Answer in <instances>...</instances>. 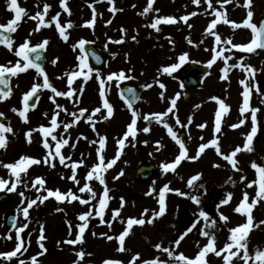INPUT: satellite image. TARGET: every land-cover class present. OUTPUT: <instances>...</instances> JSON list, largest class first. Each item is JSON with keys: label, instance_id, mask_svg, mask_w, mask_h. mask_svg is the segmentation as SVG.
<instances>
[{"label": "rangeland", "instance_id": "rangeland-1", "mask_svg": "<svg viewBox=\"0 0 264 264\" xmlns=\"http://www.w3.org/2000/svg\"><path fill=\"white\" fill-rule=\"evenodd\" d=\"M17 2L18 6L26 12L22 14L21 20L17 23L16 31L9 33L13 42L12 50L9 51L8 47L0 50L4 58H10L7 65L15 66L18 60L21 66L23 65L25 61L17 57L15 52L26 40L29 41L30 47L47 40L45 57L50 77L54 81L53 87L57 91H69L66 73L77 71L82 74L73 78L71 99L65 96L55 97L51 89L39 88L40 97L37 105L26 113L27 122L18 115V112L24 108L23 96L31 90L34 84H43L42 77L34 68L11 76L10 94L6 99L0 100V113H3L4 117L3 125L13 130L11 133H3L6 146L0 148V164L16 163L23 156L41 160V163L30 165L20 173L19 183L14 191H8V188L11 187L16 177L10 175L9 169L0 166V178L9 181L0 192L4 191L10 197L9 203L0 207V253L15 250L19 242L16 239L17 228L27 224L25 229L29 234L26 251L10 259L0 257V264H20L21 260L24 264H32V257H36V264H104L106 260L118 261L119 264H130L134 256H138V259L133 264H144V261L153 260H158L160 264H177L166 252L158 250L155 246L159 244L161 249L168 248L174 256L184 254L185 257L194 259L208 241V237L201 236V229L215 237L214 246L217 250L229 243L227 223H218L211 214V210L208 211L206 208L209 205L208 202H211L214 205L211 208L217 213H222L226 204L218 203L217 198L223 197L224 200L229 193L231 197H234L235 208L240 204L245 192L248 193L249 198H255L259 189L260 175L251 165L255 161L254 156H257L264 147V133L261 130L257 132L255 148L253 144L250 145L252 151L242 150L235 157L247 161L245 163L246 161L241 160V164H237L239 171L234 170L222 156L213 155L211 150L207 149L196 159H184L174 171L163 172L161 165L175 160L179 155V146L168 135L162 123H157L154 119L146 121L143 116L165 112L170 107V100L178 97L173 113H169L163 119L177 133L178 138H180V133H184L188 157H195L199 145L207 143L206 140H211L209 132L210 128H213L210 127L211 117L212 115L216 117L215 112L220 107L217 100L232 108L231 111L234 114L232 119L235 122L243 106L241 96L244 86L240 84V81L244 80L243 72L245 71L241 68L240 70L231 68L227 72V78L222 80L220 78L221 69L225 67V64L223 59L218 58L210 68L208 67L204 80L191 87L183 85L179 72L189 62L207 65L213 55L212 48L215 46L217 51L221 47L225 49L223 56H231L228 60L229 65L238 62L244 66L249 64L255 69L254 76L260 73L264 77L260 56L254 54L253 51L249 56L243 57L244 54L241 55L240 50L232 48L234 44L251 43L253 35L246 33L249 31L246 27L234 28L231 23H223V18H226L235 24L242 25L249 10L253 16H262L264 0H252L248 8L244 7V0H231L230 3L224 4L223 8L216 3V0H212L213 7L224 14L213 30L221 37V44H216L215 37L205 31L211 20L216 17L203 0L199 5L193 4L192 0H154L153 10L147 15L140 13L147 6L148 0H132L127 8H120L114 0L111 5L108 0H67L71 15L60 7V0H17ZM44 4L51 6L45 15V21H51V18L59 13L58 20L61 26L71 23L72 27L66 28L67 41L60 37L55 23L35 31L37 21L30 17L38 11L43 13ZM110 7H114L115 11H110ZM93 10L95 11L93 26L87 27L86 22L93 21ZM193 12L197 15L191 16ZM185 15L189 16L187 23L180 20V17ZM167 16L174 17L177 22L161 24L158 26L159 31L149 27L154 18ZM14 17L15 14L11 12V19ZM7 23L8 21H5L3 25ZM189 24L191 27L188 26ZM176 38L179 40H175ZM81 39L105 54L106 62L102 69L91 68L92 72L89 73L87 68L79 67L81 61L89 66L84 52L78 47ZM224 40H231V44H224ZM74 45H77L75 49ZM240 52L243 53V51ZM185 53L187 59L180 63L178 58ZM53 60L56 63H53ZM178 63L180 66L171 74L162 71L164 67ZM120 72L128 78L120 81L115 79L107 81L108 75ZM97 74L101 80L105 81V99L113 109L108 119H104L107 110L103 108V101L100 97V80L97 79ZM85 75H88L87 80L84 78ZM126 83L142 85L137 103L132 104V110L137 113L135 126L137 134L135 140L132 137L126 140L113 167L103 173L111 199L103 214L105 223H101V218L95 216L93 206H98L104 185L95 179L86 181L85 176L94 164L99 163L97 149L101 136L106 138L105 147L101 151L104 162L107 163L116 157L119 148L117 140L123 137L132 119L131 111L120 95V87ZM161 84L164 85L163 88L160 87ZM146 85H151V87H145ZM185 92L190 93L187 101L182 98ZM161 93H163V98ZM50 96L54 97L56 104L66 109L57 117L60 127L53 132V135L59 139L63 134L64 138L69 140V145H75V147L66 145L61 149L65 157H71V161H66V163L84 161L83 165L76 170V179L80 181L79 184L68 179L72 176V170L70 167L61 165L59 158L51 161L54 167L43 163L49 149L43 147L44 137L38 131L32 133L30 143L25 135L29 130L38 129L40 126L50 127L52 115L55 111H59L49 99ZM213 97L217 100L212 99ZM256 104L258 111L264 108V105ZM97 107L101 109V112L96 113L91 122H86L87 116L92 114ZM249 107L253 108L250 103ZM13 108L17 109V112H13ZM80 109L87 110L85 117L81 118L67 133H64L63 124L70 123L73 119L69 113H79ZM247 112L249 111L245 113ZM177 118L181 124L187 126L177 125ZM189 118H191V123H189ZM201 124H204L205 128L198 127ZM145 127L149 128V132L143 131ZM240 129L246 130L243 126ZM223 132L226 141H234V135V139L239 141L236 144L240 145L242 141L241 146L244 145L246 136L244 138L243 134H241L242 140L239 132H229L226 129ZM47 139L50 150L54 153L56 142L51 140V136ZM92 141L96 143H91ZM220 143L219 147L223 154H229L235 149L232 147L233 150L228 153L226 142L221 141ZM207 157L218 160L217 164L213 163L209 166L202 164V161L208 159ZM146 164L154 167L155 175L142 182L136 178L135 172L139 166ZM195 175H199L200 178L194 181L192 187H189L188 180ZM37 177L45 181L44 189L59 190L62 194L71 190L85 200L89 199V193H80L79 188L87 182L97 196L91 200L90 204H81L78 200L69 203L67 198L64 201H57L55 197H49L41 203L37 198L46 196L47 192L40 189L39 185L32 187V182ZM250 183L252 186L248 187ZM165 185L170 189L165 193V213L155 218L152 223L134 225L129 235L125 237L123 244L125 250L118 251L120 244L116 237L124 231L127 219H139L147 209L148 212L143 217L147 221L154 211L158 212L159 192ZM37 189L40 190L37 191ZM177 190L184 195L178 194ZM20 193H23V197ZM191 196L198 197L199 204L194 203L190 199ZM121 198L124 201L122 208ZM29 200H37V203L28 210L29 215L25 219L22 209L27 207ZM253 208L254 212L264 213V200H260ZM90 209H93V215L89 217L82 242L65 243L67 240H75L78 232L77 225L82 223L78 216ZM115 209H119L120 214L113 220L112 213ZM201 210L208 214V221L199 217ZM8 212L16 216L15 227L11 230L3 227V216ZM234 213L238 217H236V222L246 223L247 215L235 211ZM263 218H259V221L255 220L251 228L257 226L263 230L264 234V223H261ZM183 219L185 223L182 224ZM213 220L215 225L209 227L208 225ZM193 223L196 227L184 236L179 245H176L175 241L186 231L181 233V229L185 225L188 229ZM41 227L44 239L38 243ZM9 236L11 239L8 238ZM108 236H112L113 239H107ZM247 236H250L247 241L250 254L254 255L255 251L260 250L262 246L264 249V235L258 240H255L257 235L254 237L248 233ZM81 251L85 255L78 260L76 254ZM224 254L218 257L214 253H208L205 257L206 264H224ZM231 264H243V261L233 258ZM249 264H253V261L250 260Z\"/></svg>", "mask_w": 264, "mask_h": 264}, {"label": "snow or ice", "instance_id": "snow-or-ice-1", "mask_svg": "<svg viewBox=\"0 0 264 264\" xmlns=\"http://www.w3.org/2000/svg\"><path fill=\"white\" fill-rule=\"evenodd\" d=\"M192 2H193V4L199 5L201 3V0H192ZM203 2L207 4L208 9H212V14L216 17L215 19L211 20V22L208 24L205 31H206V33L213 35L215 37L216 44H221L222 43L221 37L216 32H214L213 30L216 28V25L218 24V22L221 21L224 14L221 11H218L213 7L212 0H203ZM230 2H231V0H216V3L220 4L221 8H223L224 4H227ZM6 3H7V9L10 12H13L15 14V17L13 19H10L8 21L7 25H0V29H2V31H0V44H4L6 47H8L9 51H11L13 42L10 39V37H6L4 35V32L5 31L8 33L15 32L16 31V25L21 20L22 14H24L26 12V10L18 6L17 0H6ZM108 3L111 5L113 3V0H108ZM153 3H154V0H148L147 6L144 8L143 12H141L140 14L141 15H147L150 11H152L153 10ZM250 4H251V0H244V7L248 8V7H250ZM50 7H51L50 5L44 4L43 13L38 11L34 16L30 17V19L37 21V26H36L35 31H39L41 27H48V26H50L51 23H55V26L59 32L60 37L63 40L67 41L68 36L66 35V28H70V27H72V25H71V23H68L65 26H61V24L59 23V20H58L59 13H57L55 16H53L51 18V21H45V15H47ZM60 7L63 9L64 12H67L69 15H71L70 10L67 7V0H60ZM109 10L114 12L115 8L110 7ZM155 11L158 12L159 10H155ZM206 11H207V9H206ZM190 15L195 16V15H197V13L193 12ZM252 16H253V13L249 10L247 12V17L242 22V25L235 24L234 22H231V21L227 20L226 18H223V23H225V24L231 23L234 28L243 26V27H246L248 29H251V31L253 32V39H252L251 43H249L247 45L234 44V45H232V48L238 49L240 51H247V52H253V51H255L256 48L264 49V42H261L259 40L260 33H264V20L261 21L259 28H257V25L251 22ZM94 19H95V11L93 10V21L86 22V26L92 27ZM180 20L187 23V21L189 20V16L188 15L182 16V17H180ZM176 22H177L176 19L174 17H171V16L158 17V18H154L153 22L149 25V27H151L154 30L159 31V27H158L159 25H161V24H173ZM188 26L191 27L190 24ZM47 43H48L47 40H45V41L41 42L40 44L36 45L35 47H30L29 41L26 40L24 43H22L19 46V50H17L15 52V55L17 57H21L23 59V61H25L22 66H21V63L19 60L17 61L15 66L0 65V85H4L5 87L8 86V80H6L4 78L6 73L11 74V76H16L18 73L25 72L29 68H35L37 73L44 77V82L42 85L34 84L31 88V90L29 92H27L26 94H24V96H23L24 108H23V110H20L18 112V115L25 122H27L26 112L29 110V100L38 92L39 88L43 87L46 89H51V91H52V93H54L55 97L65 96V97H68L69 99H71L73 96V90L71 88V85L73 83V78L82 74L81 72H77V71H73L71 73H66V75L68 77L69 91L68 92L57 91L49 83L48 78L44 74L40 65L33 63V61L30 60L28 57L29 52H36L37 49H43V48H45ZM85 43H86V41L83 39H81L78 42V47L81 49V51H83ZM189 43H191V41H189ZM223 43L224 44H231V40H224ZM73 47L75 49V47H77V45H74ZM228 50L230 51V49H228ZM224 51H225V49L223 47H221L220 50L217 51L216 47L214 46L212 48L213 55H212L211 59L207 62V66L210 68L216 62V60L218 58H221L224 60L225 67L221 69L222 75L220 77L222 80L227 78V72L231 68H241V70L245 71L246 73H251L253 75V78H254L255 69H253L250 65L244 66V65H242L241 62H238L237 64L229 65L228 60L231 59V56H227V57L223 56ZM35 59L39 60L40 56L37 55L35 57ZM96 59L98 60L99 58L96 57ZM178 59H179L180 63L185 62V60L187 59V54L186 53L182 54ZM52 62L56 63L55 60H53ZM179 66H180L179 63L173 64L170 67H164L162 69V71L164 73L171 74V72L174 71ZM79 67L81 69L87 68L89 73L92 72V69L84 61H81V64L79 65ZM84 78H85V80H87L88 75H85ZM126 78H128V77H125V74L123 72H120L118 74L112 73V74L108 75L107 81H112L113 79L120 81V80H123ZM97 79L100 80V86H101L100 97H101V100L103 101V108L107 110V115L104 116V119H108L112 115L113 109H112V106L107 101V99H105V92H104L105 81L100 79L99 74H97ZM246 80H247V76H246L245 80L240 81V84L242 86H244L243 93H242L243 106L240 108V112H241L242 116L246 111L251 112L252 128H251V132L249 134H247V136H246V141L243 145V148L238 146L230 154H223L221 152L220 147H219V143H218V139L215 138V136H214V138L212 140H210L208 143H202L199 145V148L197 150L195 157H188L185 144L182 142V140L180 138H178L177 133L173 130V128L170 127L167 124V122L164 121V119H163L164 117H167L169 115V113H173V110L176 106V100L178 97L170 100V107H168V109L165 112L143 116V119L146 121H150V120L154 119L157 123H162L164 128L167 129L168 135L179 146V149H180L179 155L176 156L175 160L173 162L163 163L161 165L163 172H168L170 170L174 171L176 169V167L181 163V161H183L186 158L187 159L198 158L201 155V153H203L205 151V149H207L209 147L214 148L216 153L218 155L222 156V158L224 160H226L228 162V164L231 165L234 170H236V171L240 170L237 167L238 161L235 159V157L242 150L252 151V148L250 147V145H251V142L253 140V137L255 136V134L257 132L256 113L258 112V109L249 107L251 88L246 83ZM145 87H151V85H146ZM160 87L163 88L164 85L161 84ZM10 91H11L10 89H9V91H6V92L0 91V100L6 99L9 96ZM127 91L129 93H131L133 90L131 88H129V89H127ZM257 91H259L258 88H257ZM161 97L163 98V93H161ZM36 99L38 100L39 97L37 96ZM49 99L52 101L53 104L56 105V109L59 110V111H55L54 114L52 115L51 120H50V127L40 126L38 129H31L25 134L26 138H28V141L30 143L32 133L38 131L42 135V137H44L43 147L45 149H49L46 157L43 160V163L49 164L50 166L54 167L55 165L52 164L51 161L55 158H59V163L61 165H63L64 167H70L72 170V176L68 177V179L72 180L76 184H79L80 181L78 179H76V170L79 166L83 165L84 161L80 160L79 162L66 163V161H71V157H65L61 153V149L66 145L71 146V147H75V145L74 144L69 145V140L64 138L63 134H61L59 139H57L56 135H53V132L58 127H60V124H58V122H57V117L59 116L60 112L66 111V109H64L61 105L56 104V101H55L53 96H50ZM212 99L217 100V98H215V97H213ZM125 103L128 105V108L131 111L132 119H131V122L127 125V130L124 132L123 137H121L120 139L117 140V144H118L119 148L117 150L116 157L113 158L112 160L108 161L107 163L104 162V157L101 155V151L105 147L106 138L101 136L99 138V148L97 149V156H98L99 163L94 164L85 176L86 181H91V180L95 179L101 185H104V191L102 194H100L98 206H93V208L95 209V216L101 218V223H105V221L103 220V214H104L105 208L107 207L109 199H111V197H109V195H108V189H107V186L105 184L103 173L106 172L108 169L113 167V165L116 162V159H118L120 154H121L120 149H122L125 146L126 140L129 137H132V139L135 140L136 134H137L136 127H135L137 124V113L134 110H132L131 103H129L127 100H125ZM217 103H219L220 109L215 114L216 119H215L214 132H220L221 131V113L222 112L226 113L228 111V107L222 101L217 100ZM35 106H36L35 104L31 105V107H33V108ZM12 111L17 112V109L13 108ZM86 111H87L86 109H80L79 113H76V112L69 113V115L72 116L73 119L70 123H64L63 124L64 133H67L68 130L71 127H73L78 121H80L81 118L85 117ZM98 112H101V109L99 107L94 109L92 114L87 116L86 122H91L93 120V117L95 116V114ZM45 115H47V114H45ZM0 116H3V113H0ZM176 123H177V125H180L181 127L187 126V125L181 124V121L178 118L176 119ZM189 123H191V118H189ZM244 123H245V120L241 119L239 121V124L232 125L231 127L237 128L240 125H243ZM198 127L204 128L205 125L201 124ZM93 130H95V129H93ZM12 131L13 130L11 127H5L3 124H0V148H4L6 146V140H5V136L3 135V133H11ZM143 131L145 133H147V132H149V128L145 127L143 129ZM49 136H51L52 141L56 142L54 153H53V151L50 150V144H49V141L47 139ZM91 143H96V141H92ZM39 163H41V160H39V159L29 158V157L23 156L16 163L0 164V166L5 167V168L10 170L11 176L16 177V180L11 183V187L8 188V191H14L16 189L17 183H19V176H20L21 172H24L28 166L39 164ZM214 166L218 167L219 165H214ZM251 166L254 169H256L258 174L260 175L259 189L256 192L255 198L252 199L250 204L247 203L249 197H248V193L245 192L243 194V199L241 200L240 204L234 209V211L236 213H239L242 215H247V221H246V223H244L242 225H238L237 227L229 229V232H230V236L228 237V239L230 241L229 243H226L223 248L217 250L214 246L215 245V237L210 235V233L205 231L204 229H201L200 230L201 236L208 237V241H207V244L199 251V253L196 255V257L194 259H189V258L185 257L184 254H179V255L174 256L172 251H170L168 248L161 249V246L159 244H157L155 247L158 250H162V251L166 252L169 255V257H172L173 260L177 262V264H206L205 257L208 253H214L218 257H220L224 253H227V254L223 255L224 264H231L233 258L242 260L243 264H249L250 260L253 261V264H257V262H258V264H264V250L257 249L255 251L254 255L250 254L248 251L247 239H246L249 231L251 230V225H252L251 209L260 200H264V167L258 166L255 162H253ZM199 178H200L199 175H195V176L190 177L188 180V186L192 187L194 181H197ZM241 180L242 181L244 180L243 176L241 177ZM8 183H9V181L0 178V190L4 189ZM44 184H45V181L42 178L37 177L32 182V187L35 188L36 185H39L40 189H44ZM251 186H252V184L250 183L248 185V187H251ZM40 189H37V191H39ZM44 190L47 192V195L37 198L40 200L41 203H43V201L47 200L49 197H55V199L57 201H64L67 198L69 203H71L72 201L78 200L81 204H90L91 200L95 199L97 196V193L93 191V189L90 187L89 183H87V182L84 183V185L79 188L80 193H84V192L89 193V199H87V200L82 199L80 196L74 194L71 190H69L65 194H62L59 190H55V191L48 190V189H44ZM167 191H170V189L168 188L167 185H165L163 188L160 189L159 200H158L159 211L158 212L154 211L152 213V217L150 219H148L146 221L143 218L144 216H146V214L148 212L147 209H145L144 212L141 214V218H139V219L128 218L127 219L126 227H125L124 231L118 237H116V239L118 240V242L120 244V247L117 249L118 251H124L125 250L123 247L125 237H127L129 235V231L134 225H143L146 222L152 223L155 218L162 216L165 213V211H166L165 193ZM177 192H178V190H177ZM148 194H151V193H148ZM178 194L184 195L183 193H179V192H178ZM20 195L23 197V193H20ZM190 199L194 203L199 204V198L198 197L191 196ZM230 200H231V194L229 193L227 195V198L222 200L221 203L222 204H228L230 202ZM22 203H23V200H22ZM36 203H37V200H29L27 203V207H24L22 209V212H23L25 219L28 218V215H29L28 210L33 205H35ZM123 206H124V201L121 198V208ZM57 210L59 211L60 209H57ZM119 214H120L119 209L113 210V213H112L113 220L118 218ZM92 215H93V209H90L88 212L80 214L78 216V219L82 223L77 225L78 232H77L76 238H75V240H67V241H65V243L75 244L77 242H82L83 233L85 232L86 228L88 227V220H89V217H91ZM199 217L204 219L205 221L209 220L208 214L203 210H201L199 212ZM227 219L228 218L225 217L223 214H220V220L221 221H226ZM261 223H264V221H262ZM214 225H215V221L213 220L211 222V224L208 226L211 227ZM109 227H111V223H109ZM195 227H196V224L193 223L192 226L189 227L179 237V239H177L175 241V244L179 245L181 240H183L184 236H186L189 232H191L193 230V228H195ZM25 228H27V224L16 229L17 241L21 240V232H23ZM8 238L11 239L10 236ZM43 239H44L43 228L41 227V236L38 239V243ZM107 239L112 240L113 237L108 236ZM21 248H22V243H17L14 251H10L7 253H0V257H4L5 259H10V258L16 256L17 253L21 251ZM233 249H235V251H233ZM76 255H77L78 260H79V259L83 258L85 253L83 251H81V252L77 253ZM137 259H138V256H134L132 258V262H130V264H133V262L136 261ZM20 264H24V261L21 260ZM32 264H36V257H32ZM104 264H119V262L106 260V261H104ZM144 264H160V262L158 260L144 261Z\"/></svg>", "mask_w": 264, "mask_h": 264}, {"label": "flooded vegetation", "instance_id": "flooded-vegetation-1", "mask_svg": "<svg viewBox=\"0 0 264 264\" xmlns=\"http://www.w3.org/2000/svg\"><path fill=\"white\" fill-rule=\"evenodd\" d=\"M114 1H116L117 3H118V0H114ZM251 4H252V0H251ZM250 4V5H251ZM119 6V5H118ZM120 7V6H119ZM121 8V7H120ZM264 13V12H263ZM263 17V15L262 16H260V17H258V16H253V20H252V23H254V24H256L257 25V28H258V25H259V21L261 20V18ZM11 19V12L7 9V3H6V0H0V25H3V22H5V21H9ZM248 29V28H247ZM2 30V29H1ZM0 30V31H1ZM249 31L248 32H246V33H249L251 36L253 35V32L251 31V29H248ZM5 48H7L5 45H3V44H0V50H2V49H5ZM239 53L242 55V54H244L243 55V57H247V56H249L252 52H247V51H243V53L242 52H240L239 51ZM254 54H257L258 56H260L261 57V60H262V68H263V70H264V54L258 49V48H256L255 49V51L253 52ZM105 55V54H104ZM4 55H2L1 53H0V65H3V66H9V64L7 65V63H9V61H10V58H4L3 57ZM249 64H246L245 66H248ZM238 70H240L239 68H237ZM243 76H244V80L246 79V76H247V80H246V83L249 85V87L251 88V91H250V100H249V103L251 104V106L253 107V108H257L256 107V103H258V104H262V105H264V77H263V75L262 74H255V76H254V78H253V75L251 74V73H244L243 72ZM259 83V85H258V83ZM262 83V84H261ZM257 88L259 89V91H257ZM241 97H243V96H241ZM224 103V102H223ZM238 103H240L241 104V102H238ZM225 104V103H224ZM226 106H228V111L226 112V113H224V112H222L221 113V131L220 132H214V129H215V119H216V117H214L213 115H212V117H211V120H212V123H211V125H210V127H213V128H210V135H211V140L214 138V136H215V138H217L218 139V143H219V145L221 144L220 142L221 141H223V143L224 142H226V147H227V152L229 153V151H231V150H233V148L232 147H241V148H243V146H241L242 145V141H241V144L240 145H238V144H236V143H238L239 141H236L235 139H234V135H233V140L234 141H226L225 139H224V136H225V133L223 132L225 129H226V131H229V132H236V133H240V138L242 139V137H241V134H243V136H244V138H245V136H247V134H249L250 132H251V128H252V119H251V112L249 111V112H247V113H244L243 114V116L241 115V113H240V116L236 119V121L235 122H233V117H234V114H233V112L231 111L232 110V108H230V106L229 105H226ZM239 106V105H238ZM218 109H220V107L218 108ZM217 112V111H216ZM215 112V113H216ZM27 113V112H26ZM214 113V114H215ZM236 114V113H235ZM241 119H244L245 120V123L243 124V125H240L239 127H237V128H232L231 126L232 125H235V124H239V121L241 120ZM232 120V121H231ZM256 120H257V132L258 131H262L263 133H264V108L261 110V111H258L257 113H256ZM243 126V128L244 129H246V130H241L240 129V127H242ZM205 128V127H204ZM257 132H256V134H255V136L253 137V140H252V143L251 144H253V146H254V148H255V140H256V136H257ZM182 134V138L184 139V144H185V146H186V139H185V135H184V133L182 132L181 133ZM259 134V133H258ZM240 138L238 139V140H240ZM259 139V138H258ZM243 140V139H242ZM210 140H206V142L208 143ZM207 149H209V150H211V152L213 153V155H215L216 154V156L218 155L217 153H216V151H215V149L214 148H212V147H209V148H207ZM207 149H205V150H207ZM231 153V152H230ZM229 153V154H230ZM247 153H249V152H247ZM263 154H264V147L259 151V153H258V155L257 156H254V162L255 163H257V165L258 166H261V161H262V156H263ZM246 155V154H245ZM208 158V157H207ZM236 159V158H235ZM237 161H238V164L240 165L241 163H240V161L242 160H240V159H236ZM217 161L218 160H216V159H211L210 157L208 158V159H205V161H202V164H206L207 166H209L210 164H217ZM242 161H246V159H244V160H242ZM245 163H247V161L245 162ZM206 165H203V166H206ZM206 166V167H207ZM227 198V196H225L224 197V199H226ZM222 200H223V197H221V198H217V202L218 203H221L222 202ZM251 200H252V198H249L248 199V201H247V203H251ZM213 203V202H212ZM0 204H1V202H0ZM208 207L206 208L208 211H210L211 210V214L214 216V218H215V220L218 222V223H222V222H225V223H227V225H226V230H227V238L230 236V232H229V229H231V228H234V227H236V226H238V225H241V223H239V222H236V215H235V213H234V209H235V206H236V202H234V197L232 196L231 197V200H230V202L228 203V204H226V208H224L223 209V211H222V213H217V212H215L216 210H214V209H212L211 207H213L214 205H212L211 204V202H208ZM1 207V206H0ZM254 208H252L251 209V216H252V225H251V227L254 225L253 223H254V221L255 220H257V221H259L260 219L259 218H261V217H264V213L263 212H261V213H257V212H254ZM220 214H223L225 217H227L228 219L226 220V221H221L220 220ZM5 215V214H4ZM242 216V215H241ZM4 217V216H3ZM238 218V217H237ZM242 218H243V216H242ZM263 221H264V218L262 219ZM194 221H196V219H194ZM183 222L185 223V220L183 219V221H182V224H183ZM4 227V226H3ZM5 228V227H4ZM7 230V229H6ZM185 230H187V226L185 225L182 229H181V233H183ZM256 233V234H255ZM249 235H251V236H256L257 235V238H255V240L257 239L258 240V238L260 239L261 237H263V230H261V229H259L257 226H254L253 228H251V230L249 231ZM254 236V237H255ZM247 241L250 239V236H247ZM263 249V246H262V248H260V250H262ZM264 250V249H263ZM15 257V256H14ZM18 257V256H17Z\"/></svg>", "mask_w": 264, "mask_h": 264}, {"label": "water", "instance_id": "water-1", "mask_svg": "<svg viewBox=\"0 0 264 264\" xmlns=\"http://www.w3.org/2000/svg\"><path fill=\"white\" fill-rule=\"evenodd\" d=\"M120 4L123 7L129 6V0H120ZM6 37H8V34H4ZM261 42H264V33H262V37L260 38ZM85 50L91 60V63L93 66L96 68L102 67L104 60L103 57L100 55L99 52H97L94 48L91 46H86ZM264 51V49H262ZM39 55L40 59L36 60L35 57ZM28 57L30 60L33 61V63L39 64L41 69L45 71V63H44V56H43V51L42 49H37L36 52H29ZM96 57L99 59L97 60ZM206 67L204 66H196L194 64H189L187 65L181 72V78L183 82L186 84H196L200 82L205 74ZM46 73V72H45ZM4 78L8 80V86L5 87L4 85H0V90L1 91H8L9 90V76L8 74H5ZM131 88L133 91L129 93L127 89ZM138 89L139 87L136 85H125L122 87L121 93L122 96L131 104L136 103L138 99ZM38 96V92L29 100V107H31L32 104H35L36 102V97ZM185 97H188V94L185 95ZM2 120L0 116V121ZM262 167H264V156L262 160ZM154 175V169L152 166H141L137 172L136 176L140 181H146L149 178H151ZM8 201V196L5 194L0 195V202L1 204H6ZM4 225L7 228H11L14 225V216L12 214H8L5 219H4ZM27 235L28 231H25L22 235V248L21 251L24 250V248L27 246ZM20 251V252H21Z\"/></svg>", "mask_w": 264, "mask_h": 264}]
</instances>
